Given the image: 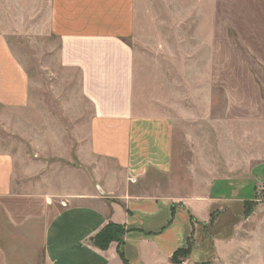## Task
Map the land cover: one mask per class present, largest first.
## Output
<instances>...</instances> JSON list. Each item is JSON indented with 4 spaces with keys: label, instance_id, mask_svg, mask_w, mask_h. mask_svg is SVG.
<instances>
[{
    "label": "crops",
    "instance_id": "obj_1",
    "mask_svg": "<svg viewBox=\"0 0 264 264\" xmlns=\"http://www.w3.org/2000/svg\"><path fill=\"white\" fill-rule=\"evenodd\" d=\"M11 1L0 0V106L30 109L32 80L10 40L13 26L6 8ZM18 1L21 8L35 4L33 17L47 8L35 23L58 39L60 64L80 73L81 93L92 111L84 138L73 142L67 155L42 158L38 153L23 166L10 150L0 148V264H175L174 252L192 237L199 242L214 212L219 220L231 204L251 200L252 178L215 177L207 193L198 189L192 195L169 189L178 182L176 168L185 162L175 118L149 95L136 94L143 85L130 38L141 0ZM218 1L207 4L214 10ZM239 6L246 22L264 34V0H242ZM215 16L214 11L208 22L218 23ZM244 102L252 107L251 117L264 121L263 99ZM226 115L236 120L234 112ZM251 174L264 184V160ZM50 197L56 211L38 225L50 212ZM200 205L205 206L202 213ZM109 223L127 229L125 260L116 241L105 249L94 243ZM221 241L210 243L220 251ZM198 247L182 264L200 261Z\"/></svg>",
    "mask_w": 264,
    "mask_h": 264
},
{
    "label": "rangeland",
    "instance_id": "obj_2",
    "mask_svg": "<svg viewBox=\"0 0 264 264\" xmlns=\"http://www.w3.org/2000/svg\"><path fill=\"white\" fill-rule=\"evenodd\" d=\"M141 1L130 38L143 85L136 94L149 95L175 118L176 142L185 162L176 168L178 182L169 189L192 195L198 189L207 193L215 177L252 178L251 200L230 203L233 207L227 210L224 205L210 241L222 240L221 249L213 246L206 259L208 264H264V184L251 174L264 160V121L251 117L252 107L244 102L264 100V34L246 22L242 0H219L214 10L209 0ZM34 6L21 8L12 0L6 8L13 26L11 43L32 80L33 105L0 106V148L10 150L23 166L38 153L42 158L67 155L72 143L84 138L92 111L81 93L80 73L60 64L58 39L35 23L47 8L33 17ZM214 11L215 24L208 22ZM229 112L236 120L228 119ZM55 203L46 199L50 212L38 225L46 224ZM204 209L200 205L199 213Z\"/></svg>",
    "mask_w": 264,
    "mask_h": 264
},
{
    "label": "trees",
    "instance_id": "obj_3",
    "mask_svg": "<svg viewBox=\"0 0 264 264\" xmlns=\"http://www.w3.org/2000/svg\"><path fill=\"white\" fill-rule=\"evenodd\" d=\"M244 215L248 216L250 215V211L247 209L246 204L244 205ZM217 219L218 215L217 212H214L211 215V219L209 223H206L202 227V236L203 238L199 240L200 246L198 245V241L195 238H190L188 245L186 247L178 248L173 256H172V262L175 264H182L183 261H185L188 258H191L194 256V252L196 251V246L198 247V250L200 251L199 254L203 256V260L200 259V261L197 262V264H208L210 262V259H206L209 255V252L213 249L211 238L214 236L213 230H215V227L217 226ZM127 229L124 226L117 225L114 223H109L104 229H102L95 237H94V243L100 247V248H107L109 244L113 241H116L118 243V252L121 255V257L125 260L124 256V245H125V235H126ZM202 243V244H201ZM195 250V251H194ZM198 255V252L196 253ZM195 254V255H196ZM125 264H127L125 260Z\"/></svg>",
    "mask_w": 264,
    "mask_h": 264
}]
</instances>
